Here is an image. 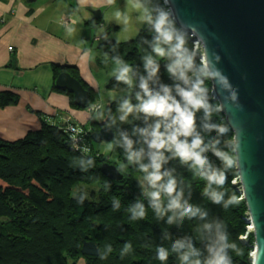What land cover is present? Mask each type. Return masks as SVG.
<instances>
[{
	"label": "clouds",
	"instance_id": "9594fccd",
	"mask_svg": "<svg viewBox=\"0 0 264 264\" xmlns=\"http://www.w3.org/2000/svg\"><path fill=\"white\" fill-rule=\"evenodd\" d=\"M106 3L113 5L115 0H106ZM172 3L173 0H132L138 22L146 26L150 35V39L142 38L140 42L144 52L141 56L143 71L119 55L111 57L114 65L111 75L117 84L124 85L117 105L119 115L113 116L110 110L106 112L102 103H89L88 112L92 119H107L109 127L116 125L117 120L121 124L132 125L131 133L120 130V139L116 143H108L107 148L112 151L119 147L125 153L128 163L116 169L118 174H125L128 165L141 173L138 178L141 195L158 220L177 227L185 220L199 221L195 231L202 249L196 246L192 236H183L171 243V253L176 255L180 264H233L230 252L235 250V245L229 242L225 222L209 219L207 209L190 203L191 184L177 177L175 167L165 165L178 160L181 166L189 167L205 181L202 197L225 209L241 203L243 197L229 195L225 190L228 175L239 174L244 179V196L251 204L241 163L240 135L228 120H213L214 115L225 111V103L217 101L215 90L226 93L224 101L237 110L241 108L238 91L217 67L219 55L209 56L203 36L197 34L193 40L194 26L178 21ZM114 17L127 28L130 19L127 10L117 9ZM64 27L69 35L75 31L69 21L64 22ZM100 31L103 33V28ZM104 38L107 39V34ZM89 54L90 50H85V57ZM107 61L108 54L105 53L104 62ZM161 61H164L170 84L160 78ZM209 81L214 83L215 89H209ZM197 113L201 114L199 122ZM230 131L234 133L231 137ZM206 136L209 137L207 140ZM72 141L73 150L81 152V156L73 158L71 166L87 172L95 166L94 159L87 156L89 149L81 146L76 136ZM209 152L220 161L219 165L212 163L207 155ZM110 187L106 183L105 191ZM87 198V192L74 194L80 205ZM119 208V200H113V209ZM129 211L132 220L144 219L147 215L145 204L139 199ZM162 239L170 240L171 236L162 232ZM131 247L130 243H125L121 258L131 251ZM111 252L110 246L105 251L97 248L100 259H106ZM169 254V249L164 246L156 248V259L161 262L167 261Z\"/></svg>",
	"mask_w": 264,
	"mask_h": 264
},
{
	"label": "trees",
	"instance_id": "16d2710c",
	"mask_svg": "<svg viewBox=\"0 0 264 264\" xmlns=\"http://www.w3.org/2000/svg\"><path fill=\"white\" fill-rule=\"evenodd\" d=\"M86 24L87 28L92 29L100 26V22L95 21ZM106 32L110 34L111 28L106 29ZM108 37L103 38L97 48L99 56L96 55V59L92 61L94 71L99 72L102 67L112 65L111 57L119 55L142 72L141 56L144 52L140 42L142 38L150 39L147 28L140 31L135 39L125 43L117 44ZM189 44H192V40ZM143 48L147 46L143 45ZM105 53L108 54L107 63L104 62ZM52 67L54 83L61 73L70 72L90 92L93 103L95 91L79 78L77 68L62 65ZM160 78L164 83H171L164 69V61H161ZM54 83L53 90L66 95L72 108L80 109L74 104L73 95L57 90ZM123 87L124 85L117 84L112 78L107 88L120 90ZM208 87L211 89V81L208 82ZM18 102L19 97L14 93H0V106ZM117 105L118 103L113 102L106 112L110 110L113 116H117ZM200 115L197 113L198 122ZM213 120L220 122L226 121V118L220 112L213 116ZM105 126H109L107 119L92 118L84 126L83 131L88 135L87 143L91 151L87 156L95 162V166L87 172L71 166L73 158H79L81 152L73 150L71 137L62 124H50L42 119L41 128L30 132L25 138L16 141L0 138V264H180L176 255L171 253L172 241L183 236H192L196 246L203 248L195 231L199 221L185 220L183 225L177 227L157 219L153 210L148 207V201L141 195L138 180L141 173L135 167L128 165L122 183L101 173L100 168L104 164L118 168L121 164L128 163L123 149L119 147L114 149L115 159L94 151L92 130H101ZM110 128L115 134L111 143L120 139V130L132 132L131 124H121L118 120ZM233 134L230 131L229 137ZM132 138L135 139L134 136ZM208 138L205 137L206 140ZM207 155L213 164L219 165L220 161L216 157L210 152ZM165 167H175L177 177L191 184L190 203L207 209L209 219L225 222L229 242L235 245V250L230 252L233 264H252L250 253L254 236L247 230L248 209L243 198L239 205L227 209L222 205L212 204L201 195L205 181L189 167L181 166L178 160ZM235 181L237 184H234ZM106 183L111 186L107 191L104 188ZM27 190L30 196L20 193ZM225 190L229 195L242 197L239 193L238 174L228 175ZM81 192L88 194L83 205L74 199V194ZM137 199L145 204L147 215L144 219L132 220L129 208ZM113 200H119L118 210L113 209ZM162 232H168L171 239L163 240ZM244 237L247 238L246 242L243 241ZM125 243L131 244V251L121 258L120 253ZM109 246L112 252L107 254L106 259H100L97 248L105 251ZM158 246L169 249L167 261L156 259Z\"/></svg>",
	"mask_w": 264,
	"mask_h": 264
},
{
	"label": "water",
	"instance_id": "95a60500",
	"mask_svg": "<svg viewBox=\"0 0 264 264\" xmlns=\"http://www.w3.org/2000/svg\"><path fill=\"white\" fill-rule=\"evenodd\" d=\"M34 2L36 0H29ZM178 21L193 25L207 42L209 56L220 57L219 67L238 91L240 109L224 101L226 93L215 90L218 100L225 103L221 112L241 138V163L248 185V203L244 196V179L238 174L240 195L248 209L246 222L252 228L254 245L252 264H264V0H173ZM101 12L93 14L99 20ZM109 34H107V37ZM83 39L91 40V29ZM69 67V66H68ZM215 89L214 83L211 81ZM57 90L68 92L74 104L87 109L91 94L71 73H61L54 83ZM114 130L103 127L92 135L96 143H110ZM111 164L101 166V173L118 183L125 179Z\"/></svg>",
	"mask_w": 264,
	"mask_h": 264
},
{
	"label": "crops",
	"instance_id": "0c3cea01",
	"mask_svg": "<svg viewBox=\"0 0 264 264\" xmlns=\"http://www.w3.org/2000/svg\"><path fill=\"white\" fill-rule=\"evenodd\" d=\"M65 4L69 10L55 11L56 5L61 8ZM106 4V0H80L79 5L77 0H0V93L12 92L19 97L16 104L0 106L1 139L25 138L41 128L42 119L50 124L89 123L88 112L72 108L66 95L53 90L52 66L77 68L79 78L93 91L98 89L92 67L94 54L84 55L90 48L76 16L87 29L86 23L94 19L92 12ZM64 20L75 28L71 35Z\"/></svg>",
	"mask_w": 264,
	"mask_h": 264
},
{
	"label": "rangeland",
	"instance_id": "374dc122",
	"mask_svg": "<svg viewBox=\"0 0 264 264\" xmlns=\"http://www.w3.org/2000/svg\"><path fill=\"white\" fill-rule=\"evenodd\" d=\"M61 6H62L61 8H58V6L56 5L55 11H58L59 9H63V8L64 9L67 8V10L70 9L69 4H65V5H61ZM117 9H119L121 11L127 10L128 15L130 17L127 28H125V26L123 25L122 22L117 21L116 18L114 17V12ZM96 11L101 12L102 18H100L99 20L93 19L92 21H90V23L93 21L100 22V26L97 28H94V29L87 28V29H91V40L86 41L87 45H89L90 51L94 54L93 55L94 60L96 59V55L99 56V52L97 51V48L103 42L102 41V39L104 38L103 36L105 34H109L108 32H106V29L111 28V30H112V32L109 34L108 39L113 40L115 42H117V40H119L120 43H123V42L125 43V42H128L130 40L135 39L138 36V34L140 33V31H142L146 27L145 25L138 22L137 12L132 7V0H115V4H113V5L106 4V6H104V8L102 10L98 9ZM96 11H94V12H96ZM94 12H92V15L94 14ZM89 15H90L89 17L92 16L91 14H89ZM76 19L79 21L78 22V24H79L78 28H79V30H81L82 36H84V34L87 30V29H83V28H85V22L83 20H81L80 16H78V17L76 16ZM101 28H103V30H104L103 33L100 31ZM93 39L98 40V41H95ZM113 67H114L113 64L110 66H106L104 68L102 67L101 70L99 72H96L95 76H94V78L96 79V81L98 83V85H97L98 89H95L93 103H102L104 105L105 111L107 110L108 106L110 104H112L113 102L118 103L119 98L122 95L121 89L120 90H110L107 88L110 80L112 78H114L111 75ZM82 110L85 112H88V109H82ZM118 115L119 114L117 113V116ZM67 122H65L63 125L66 126ZM72 123H74V122H72ZM74 124H76L78 128H80L82 130L84 129L85 125H80L77 123H74ZM95 129H96V131L92 130L93 134L100 131L99 128H95ZM87 139H89V138H87ZM92 144H93V149L95 152L102 154L104 156H110L111 159L116 158V153L114 152V150H112V151L108 150V148H107L108 143H106V142L96 143L93 141ZM235 183H236V181L234 182V184ZM3 186H7V185L3 184ZM28 192H29L28 190L27 191H20V193L23 194L24 196H30L28 194ZM247 230H248V227H247ZM250 256L251 257L253 256V252L250 253ZM79 264H86V263L80 262Z\"/></svg>",
	"mask_w": 264,
	"mask_h": 264
},
{
	"label": "built area",
	"instance_id": "2783aa9c",
	"mask_svg": "<svg viewBox=\"0 0 264 264\" xmlns=\"http://www.w3.org/2000/svg\"><path fill=\"white\" fill-rule=\"evenodd\" d=\"M65 21H69V20H64V22ZM69 23L72 24L71 21H69ZM95 41H98V40H95ZM65 127H66V132H68V134L71 137V141H72V137L73 136H76V139L79 142V144L81 146H86L89 149L90 145L87 143L88 135H85V132L82 129L78 128L77 125L74 124V123H72L71 121H68ZM72 144H73V141H72ZM89 151H90V149H89ZM89 151H88V153H89ZM248 227H249V225H248ZM251 231H252V229L248 228V232H251ZM243 241L246 242L247 241V238L244 237L243 238Z\"/></svg>",
	"mask_w": 264,
	"mask_h": 264
},
{
	"label": "bare ground",
	"instance_id": "6f19581e",
	"mask_svg": "<svg viewBox=\"0 0 264 264\" xmlns=\"http://www.w3.org/2000/svg\"><path fill=\"white\" fill-rule=\"evenodd\" d=\"M198 46H199V44H197ZM248 228H250V229H252V227L251 226H249ZM255 256H252V258H254ZM251 259V258H250ZM252 261V260H251ZM253 262V261H252Z\"/></svg>",
	"mask_w": 264,
	"mask_h": 264
}]
</instances>
